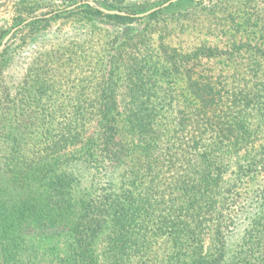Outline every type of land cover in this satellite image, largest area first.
<instances>
[{
  "label": "trees",
  "instance_id": "obj_1",
  "mask_svg": "<svg viewBox=\"0 0 264 264\" xmlns=\"http://www.w3.org/2000/svg\"><path fill=\"white\" fill-rule=\"evenodd\" d=\"M5 1L0 264H264V0Z\"/></svg>",
  "mask_w": 264,
  "mask_h": 264
},
{
  "label": "water",
  "instance_id": "obj_2",
  "mask_svg": "<svg viewBox=\"0 0 264 264\" xmlns=\"http://www.w3.org/2000/svg\"><path fill=\"white\" fill-rule=\"evenodd\" d=\"M179 1H182V0H170V1L166 2L165 4H163L162 6L155 7V8H153V9H151V10H149V11L143 13V14H138V15H136V16H137V17H145V16H148V15H150V14L153 13V12H156V11H158V10H160V9L166 8V7L170 6L171 4H174V3L179 2ZM192 1L200 2V1H204V0H192ZM82 4H89V5L93 6V7H95V8H97V9L101 10V11L104 12L105 14H110V15H115V14H118V15H126V13L121 12V11H119V10H107V9L103 8L102 6H100V5H98V4L94 3V2H91V1L80 2V3L76 4V5H73V6L69 7V8H67V9L70 10V9H73V8H75V7H77V6L82 5ZM49 16H50V15H49ZM32 20H34V18H31V19L26 20V21L23 22L20 26L15 27V28H13V29L10 31V33H9V34L5 37V39L2 41V44H1V46H0V53H1V52L3 51V49L6 47L7 43L10 41V39L12 38V36H13V35H14V34H15V33H16V32H17L22 26L26 25L27 23L31 22Z\"/></svg>",
  "mask_w": 264,
  "mask_h": 264
},
{
  "label": "rangeland",
  "instance_id": "obj_3",
  "mask_svg": "<svg viewBox=\"0 0 264 264\" xmlns=\"http://www.w3.org/2000/svg\"><path fill=\"white\" fill-rule=\"evenodd\" d=\"M126 3H134V4H138V3H142L143 1L145 2L146 0H125ZM170 1V0H169ZM205 1V0H204ZM85 2V1H83ZM91 2H94L96 4H98L97 2L95 1H92ZM168 2V1H167ZM80 3V2H79ZM166 3V2H165ZM163 3V4H165ZM78 4V3H77ZM162 4V5H163ZM76 5V4H75ZM99 5V4H98ZM161 5V6H162ZM73 6V5H72ZM71 7V6H70ZM69 8V7H68ZM67 9V8H66ZM13 10V2H10V1H5V0H0V28L1 27H4L5 24L7 25V27H10L11 24L9 22V17L11 15V11ZM31 19V18H30ZM13 29V28H12ZM11 29V30H12ZM10 30V31H11ZM10 33V32H9ZM8 33V34H9ZM5 39V38H4Z\"/></svg>",
  "mask_w": 264,
  "mask_h": 264
}]
</instances>
